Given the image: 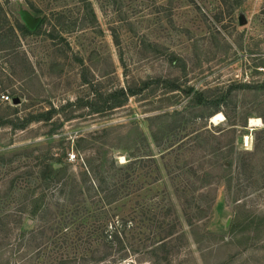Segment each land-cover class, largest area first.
<instances>
[{"label": "rangeland", "instance_id": "1", "mask_svg": "<svg viewBox=\"0 0 264 264\" xmlns=\"http://www.w3.org/2000/svg\"><path fill=\"white\" fill-rule=\"evenodd\" d=\"M0 4V264L50 263L31 234L73 209L61 185L86 162L121 189L67 217L84 264H264V0ZM48 155L68 168L50 187Z\"/></svg>", "mask_w": 264, "mask_h": 264}, {"label": "trees", "instance_id": "2", "mask_svg": "<svg viewBox=\"0 0 264 264\" xmlns=\"http://www.w3.org/2000/svg\"><path fill=\"white\" fill-rule=\"evenodd\" d=\"M0 14L5 15V9L1 6V4H0ZM17 28L18 29H16L14 27L13 28L14 30L12 29L11 31L16 36L15 38L18 40L20 38V34L18 32L22 33L23 29L25 30L26 33L30 32L29 28L26 27L24 24H21V23L17 26ZM1 32H2V29L0 27V33ZM39 32H40V27H38L35 31H32V33H39ZM14 48L15 47L12 48V45H10V47L7 45L0 46V52H2V51L6 52V51H8L10 49H14ZM148 84H149V82L146 83L147 86H148ZM137 90H139V89H133L132 87H129V88L122 87L119 90H116L115 92L110 93L109 98L106 100L105 107L108 106V108H109V106H111V100H114L115 98L117 100H120L118 103V106L124 105L123 102L125 101V99L129 98V96L135 95L138 92ZM2 91H3V89L1 88V84H0V96H1ZM4 96H9V98H10L9 94H7V95L2 94L3 100H0V109L1 110L6 108V107H4V105H5V102L8 101L4 98ZM20 105H22L21 102H19V104L15 105V107L18 108ZM10 107L11 106H9V108ZM40 116H33L32 118L37 120ZM50 116H49V118H50ZM3 118H5V116H0V120L3 121ZM29 120L30 119H28V121ZM38 120H40V119H38ZM13 121L14 120H4L3 123L4 124L10 123V122L12 123ZM75 155L76 154H73V158L75 157ZM68 159L71 161V157H69ZM56 161H57V158H54V156L50 157V155H48L47 159L44 160V168L46 171H45L44 177H43L45 179H43V180L45 181V185H47V187H50V185H52L55 181H59V179L64 178L65 174H63L62 171H64V169H66V170L68 169L66 167V165L64 164V161H62L60 157L58 158V161L57 162ZM85 165H86V167H85ZM82 169H83L82 172L86 177L85 180H83L82 182H77L76 179L73 178L71 183H69V181H64L63 184L61 185L63 192L67 191L69 189V194L71 196V200H69L67 202V204L73 206V209L71 208V210H68V209L63 208L64 207L63 204L60 205L61 209L58 210L57 215H55V213H54L53 216H50L51 217L50 219L49 218L48 219H42L44 223L39 224L38 225L39 229L35 232L33 231L31 234V237H32L31 241L36 245L34 248L35 250H38V249L42 250V248L45 249L47 246H49L50 248H53L51 250V252L47 256H45L46 257L45 259L48 262H50L49 264H84V261L89 260V258L94 259L93 255H94V253H96V251L93 250L92 254L88 255L87 253H85L87 251L91 253V251L88 247H85V249L82 251V253H80L81 256L80 255L75 256L76 254L70 255L69 252L67 251L68 248H72V244H73V241H71L69 239L67 240V238L73 237V238H76L78 240H82V237L80 235H81V233L84 232V230H82L81 228H79V230H76V228L72 229V227L74 226V224H73L74 222L71 223V221H70L71 219L69 220V218H67V217L71 216L70 218H72V219L75 218L81 210V205L83 203H85L86 199L89 197L93 198L90 202L92 204H94L96 202H104L107 204H111L113 202L118 201V195H119L120 189H121V187L119 185H116L115 183H113V184L110 183V185H109L105 180H102V182L99 181L100 184H98L96 181H94L93 178H91L90 174L92 173V171H94V169H93V167L92 168L88 167L87 162L84 164V166H82ZM134 171H135V169H134ZM54 179H56V180H54ZM123 179L126 181V178L123 177ZM123 184H125V183L123 182ZM77 196H78V198H76ZM40 207H41V205H40ZM103 209H104V206L101 207V211ZM100 229L101 228L94 227L93 233H100V231H101ZM117 229L118 228L116 227L113 231H116ZM105 230H107V227L105 228ZM110 232H107V234H106L107 238L109 237V235H111ZM114 235L117 239H119L117 231ZM50 239H53V241H55V242L49 243L48 240H50ZM56 239H59V242H56ZM66 240L68 242H70V244H71L70 247H68L69 245L65 244ZM86 243L90 245L92 242L86 241ZM105 245L107 246V253H105V255H108L111 253L110 249H111L112 245L110 242H107V243L105 242ZM27 247L29 248V250H31V248H32L31 243H29V245L26 246L25 248H27ZM105 255H104V257H105ZM23 257H24V255L21 258H23ZM82 257L84 258V261L78 259V258H82ZM104 257H101L100 260L103 259ZM72 262H74V263H72ZM2 264H4V262H2Z\"/></svg>", "mask_w": 264, "mask_h": 264}, {"label": "bare ground", "instance_id": "3", "mask_svg": "<svg viewBox=\"0 0 264 264\" xmlns=\"http://www.w3.org/2000/svg\"><path fill=\"white\" fill-rule=\"evenodd\" d=\"M216 116H217V118H218V117H220L221 115L218 114V115H216ZM257 123H261V121H260L259 118H258V119H252V126L255 125V124H257Z\"/></svg>", "mask_w": 264, "mask_h": 264}, {"label": "water", "instance_id": "4", "mask_svg": "<svg viewBox=\"0 0 264 264\" xmlns=\"http://www.w3.org/2000/svg\"><path fill=\"white\" fill-rule=\"evenodd\" d=\"M241 22L244 23V19L243 18H241ZM31 27L34 28L35 27V24H33ZM18 101H19V99H16L15 100V102H18Z\"/></svg>", "mask_w": 264, "mask_h": 264}, {"label": "built area", "instance_id": "5", "mask_svg": "<svg viewBox=\"0 0 264 264\" xmlns=\"http://www.w3.org/2000/svg\"><path fill=\"white\" fill-rule=\"evenodd\" d=\"M4 98H5L6 100H10L9 96H4Z\"/></svg>", "mask_w": 264, "mask_h": 264}]
</instances>
